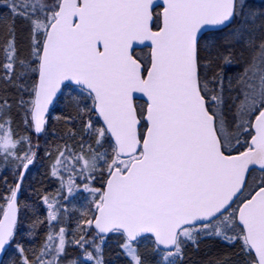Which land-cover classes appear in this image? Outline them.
I'll list each match as a JSON object with an SVG mask.
<instances>
[{
	"label": "snow or ice",
	"instance_id": "1",
	"mask_svg": "<svg viewBox=\"0 0 264 264\" xmlns=\"http://www.w3.org/2000/svg\"><path fill=\"white\" fill-rule=\"evenodd\" d=\"M155 6L162 7L158 30L152 28L154 0L0 2L13 20L22 17L30 22V55L38 62L32 71L39 74L31 100L34 131L43 130L48 105L60 85L71 81L87 89L106 126L86 125L95 133L97 145L109 136L114 140L111 156L105 151L91 158L76 157L83 161L81 176L98 169L108 173L103 190L85 184L99 194L98 214L85 221L94 225L99 243L91 241L94 251L85 247L90 241L84 236L76 243L85 261L103 264L101 245L108 233L118 234L124 238L120 247L129 264H145L133 242L151 234L156 264H176L188 242L195 245L199 238L212 235L229 243L241 241L247 264H264V9H256L249 0H163V5ZM205 26L228 31L218 39L203 32ZM134 45H145L149 51L139 56ZM4 52L3 67L11 73L16 63L14 38ZM246 53L244 71L237 78L243 99L236 106L233 131L222 113L223 84L226 70ZM19 62L22 68H31L24 60ZM6 78L10 80V74ZM134 93L147 97L146 112L142 109L139 115ZM5 105H0V112ZM141 120L146 121L143 134L138 132ZM10 126V118L0 121V152L20 160L16 167L23 171L15 174L22 182L34 153L27 137L12 138ZM241 129L248 133L246 149L233 155V140L240 143ZM21 142L29 144L22 156L9 151ZM60 157L68 158L60 152L57 164L62 163ZM250 166H258L259 177L252 176L256 169ZM246 174L255 183L247 196ZM20 182L5 196L0 251L14 240ZM72 188L70 179L69 193ZM238 193L240 206L228 212ZM48 216L55 220V211ZM64 232L61 227L55 254L48 261L41 259L43 250L30 261L18 247L22 264H64L60 260L66 255ZM53 239L50 234L48 240ZM67 264L77 261L69 259Z\"/></svg>",
	"mask_w": 264,
	"mask_h": 264
},
{
	"label": "trees",
	"instance_id": "2",
	"mask_svg": "<svg viewBox=\"0 0 264 264\" xmlns=\"http://www.w3.org/2000/svg\"><path fill=\"white\" fill-rule=\"evenodd\" d=\"M0 2H6V0H0ZM43 2L50 4L52 0H43ZM154 14L156 18L154 23L155 29L158 26V9L155 10ZM13 38L16 48V63L13 71L7 73V70L3 67L6 62L4 49L8 45V42ZM30 48V22L28 20L25 21L22 17H16L13 20L9 10L5 7H0V105H5L6 102V105L2 108V112H0V121L10 118V127L13 133L12 138L16 140L20 137H27L30 140L32 153H35L34 162L29 169L30 173L26 175L21 186L22 194L20 199L19 220L14 234V240L11 242L6 257V260L8 258L13 260L12 264H22V257L21 253L18 251V247L24 248L23 255L30 261H34V257L39 255L40 248L38 245L45 241V232L43 229L46 226L47 221L40 216V213L44 211L43 194L45 195V191L49 190L51 182L47 177H40L38 175H33L32 178H30V174L41 162H47L44 153L46 151L49 152L54 144L60 146L65 145V149L77 150V147L82 143L80 142L78 131L81 133L84 124V118H79L73 111V108L67 106L69 114L72 113L71 115L74 116V124L63 122L61 124L57 123L56 131L59 136L56 138L53 145L51 144L50 137L47 133L50 126H48V124L45 125L43 134L37 140V150L36 152L34 151L36 141L32 129L30 112L32 107L31 100H33V86L35 84L37 73L36 71H32V68L36 67L37 61L32 59ZM145 53L146 52L144 51L142 55L144 56ZM20 60L30 63L31 68H22L19 62ZM6 74H10V80L6 78ZM21 101L24 103H21ZM91 114L93 115V112H91ZM26 120L27 123L25 122ZM7 127L8 125L5 124V129H7ZM28 148V143L21 142L17 144L15 149H9V151H14L17 155L22 156L28 151ZM5 159L7 160V163H5ZM19 164V159L12 156L5 157L3 153L0 152V166H2L0 172V206H3L0 208V215L6 206L5 196L8 193L9 188L15 187L17 181L15 173L18 170L20 171L16 166ZM105 178L106 176L103 174L102 177L94 179V186H98L99 188L102 187ZM82 236L89 240L88 238L94 237V232L89 228L85 234H82ZM106 240L102 251L103 263L129 264L128 257L120 248H118V244L124 241V238L118 234L112 233L106 237ZM143 240L144 239L140 240L136 244L138 245V243ZM81 243H83V241H81ZM26 245H30L29 247L32 245L33 255H29V247L26 248ZM151 245L153 246V244ZM35 246H37L36 249ZM85 247L90 251V247H87V245ZM42 250L45 252L46 249L44 248L40 251ZM65 252L66 255L62 258L64 262H68L69 259H75L77 256L83 257L82 249L78 244L69 246ZM41 259L47 260V258ZM81 264L88 263L82 261ZM177 264H247V257L242 251L241 241L236 240L233 243H229L220 237L209 235L199 238L195 245L190 242L188 245L184 246L183 259L178 260Z\"/></svg>",
	"mask_w": 264,
	"mask_h": 264
},
{
	"label": "rangeland",
	"instance_id": "3",
	"mask_svg": "<svg viewBox=\"0 0 264 264\" xmlns=\"http://www.w3.org/2000/svg\"><path fill=\"white\" fill-rule=\"evenodd\" d=\"M250 5L255 7L256 9H264V0H249ZM46 4V3H45ZM27 21V20H25ZM228 31V30H227ZM226 32L222 34H217V38L220 39L226 35ZM216 36V35H215ZM137 55L141 56V53H137ZM239 59V57H237ZM237 59V64L233 67L228 68L226 70L225 75L227 79L223 84V97L226 104L224 107H228L226 110L222 105V113L224 118L227 120L229 127L235 131L234 122L236 120V106L240 103V100L243 99L241 89L243 88L242 84L237 83V78L240 77L244 71L245 63L248 59L247 53L241 59ZM38 64V62H36ZM36 64V66H37ZM211 72L208 73L211 76ZM229 81H231V87H229ZM35 85V84H34ZM73 108V111L77 114L79 118H84V124L81 130V133L78 131V135H80V144L77 147V150L73 149H65V145H58L53 143L56 141V138L59 134L56 131V124L70 123L74 124L73 117L69 111L68 107ZM138 113L140 110H145V106L143 103H137ZM93 112V115L91 114ZM255 114V113H254ZM253 114V117H254ZM51 121V122H50ZM89 123L92 124L94 128L102 127L98 118L96 117L93 107L92 101L88 96V92L78 89V88H68L63 93L61 99L57 102L55 107L49 113L46 124L50 126L47 130L48 136L50 137L51 144L53 148L48 152L44 153V156L47 160L46 163L41 162L37 168L30 174V178L33 175H38L40 177H47L51 182V186H49V190L45 191V195L43 194V198L47 197L48 201L45 202L44 199V211L40 213V216L44 220L47 221L46 226L43 231L44 240L41 242L38 247L41 249L45 248V245H49L48 248H45V255L41 258L44 261L51 260L52 256L55 254L54 249L58 245L59 242V229L63 227L65 229L64 238H65V250L69 248V246L77 245V241H80V236L85 234L87 229H91L89 225L85 223V221L93 218L95 214L96 207L95 201L98 199V193H93L85 188V184L89 186V188H98L103 190L102 187L94 186V179L102 177L104 174L106 177L108 176L107 171H100L99 169L92 174L85 172L83 176L80 175V169L83 166V161L77 162L76 157L83 156L85 158L93 157L96 152H107L109 156H111V147L113 146L110 139L107 137L101 145H97L96 143V135L92 132L91 129H88L86 125ZM46 133V135H47ZM240 143H236L235 139L233 140V146L231 148V153L236 151V149L242 148L245 146V137L248 136L247 132H244L241 129L238 132ZM79 143V142H78ZM64 144V143H63ZM69 148V147H68ZM60 152H65V155L68 157L65 159L64 157H60L62 160L61 164H57V158ZM2 170V166H0V172ZM56 172L53 175V172ZM30 173V170L29 172ZM260 173L253 172L252 176L259 177ZM71 179L73 183L72 192L69 193L68 186L69 180ZM249 188L245 190L246 195L255 188V183L250 177L249 180ZM49 203L53 205V208H49ZM50 211H55L56 219L50 220L48 213ZM20 215V214H19ZM224 231H230L229 229H222ZM53 235L54 239L52 241L48 240L49 235ZM93 238L96 239V242L99 243V237L94 233V237L88 238L90 243L87 247H90V251H94V247L91 245V241ZM221 238V237H220ZM106 238L104 239L103 244L101 245L102 251L106 243ZM123 243L120 242L118 244V248L121 249L120 245ZM188 242L186 245H188ZM153 242L146 238L142 242L138 243V245H134L138 247L140 255L144 258L145 264H156L157 257L153 252V246L151 245ZM34 245V244H32ZM32 245H26L25 247H29V255H33ZM185 245V246H186ZM68 246V247H67ZM86 246V245H85ZM24 247V244H23ZM37 246H35V249ZM24 249V248H23ZM34 249V250H35ZM88 249V248H87ZM39 250V255L41 251ZM122 250V249H121ZM123 251V250H122ZM66 253V252H65ZM103 253V252H102ZM34 257V261H36L37 257ZM48 256V257H47ZM2 261L1 264H12L13 260L8 258ZM64 257V256H63ZM63 257H60L62 260ZM130 260V258L128 257ZM77 264H81L82 261H85L83 257L77 256L75 258ZM88 264H93V262L85 261ZM178 262V260H177ZM176 262V264H177ZM67 264V262H64ZM104 264V263H103Z\"/></svg>",
	"mask_w": 264,
	"mask_h": 264
},
{
	"label": "water",
	"instance_id": "4",
	"mask_svg": "<svg viewBox=\"0 0 264 264\" xmlns=\"http://www.w3.org/2000/svg\"><path fill=\"white\" fill-rule=\"evenodd\" d=\"M156 4H159V5H163V0H154V10L155 9H157V8H160V11H159V17H161V14H162V7H156L155 5ZM159 22H160V26H162V17H161V19H159ZM153 23H154V15H153ZM153 23H152V28H153ZM159 26V27H160ZM158 30V29H157ZM215 30H217L214 26H205V29H203L202 31L203 32H209V31H215ZM148 42H146V44H147ZM146 46L145 45H134V50H138V49H142V48H145ZM146 48H149V47H146ZM39 82V74H38V72H37V78H36V84ZM65 85H71V86H77V87H80L81 88V86H79V85H76L74 82H71V81H64L61 85H60V88H59V90L57 91V93H56V95L52 98V102L48 105V107H47V111L44 113V118H45V121H46V117H47V115H48V113L50 112V110H51V108L54 106V104L56 103V101L58 100V98H59V96H60V94H61V92H62V89H63V87L65 86ZM84 90H86L87 91V89H84ZM33 99H34V96H33ZM137 101H142L145 105H146V101H147V97H144L143 96V94L142 93H134L133 94V103H134V105H135V103L137 102ZM146 108V107H145ZM94 112L96 113V115H97V117H98V119H99V121L101 122V124H102V126L103 127H106L105 125H104V123H103V119H102V117H100L99 116V114L94 110ZM145 112H146V109H145ZM30 117H31V113H30ZM145 122V124H146V121H144ZM253 122H254V120H253ZM31 123H32V120H31ZM141 124H142V122H141ZM141 124L140 125H138V132L140 133V131H139V128L141 127ZM44 126H45V124H44ZM32 129H33V132H34V135H35V152H36V150H37V147H38V145H37V140H38V138L42 135V133H43V131H44V127H43V130L39 133V134H37L35 131H34V126H33V124H32ZM109 138L111 139V141H112V143H113V145H114V140L109 136ZM234 155H238V154H234ZM33 161H34V157H33ZM32 164H30L29 166H28V169L30 168V166H31ZM250 167H253V168H255L256 170H259V168H258V166H250ZM28 169L26 170V171H24V176H23V179H24V177H25V175L27 174V172H28ZM20 171H23L22 169L20 170ZM247 178H248V176H247V174H246V180H247ZM23 181V180H22ZM18 182H20V181H18V179H17V182L16 183H18ZM106 183V182H105ZM21 184H22V182H20V188H19V190H18V192H17V209H18V211H17V221H18V215H19V200H20V198H21ZM104 188H105V186H104ZM239 196V193L237 194V197ZM237 197H234V201H235V199L237 198ZM233 204V203H232ZM231 204V205H232ZM6 207H7V205H6ZM6 207H5V209H6ZM231 207V206H230ZM229 207V208H230ZM228 208V209H229ZM228 211V210H227ZM98 213L96 212L95 213V215H97ZM3 219V212H2V214H1V216H0V220H2ZM238 222V221H237ZM17 224V223H16ZM93 227V229L95 230V228H94V225L92 226ZM15 228H16V226H15ZM14 231H15V229H14ZM95 232H96V230H95ZM108 234H110V233H108ZM107 234V235H108ZM100 235H104V234H100ZM146 236H150L151 237V234H144V235H142L141 237H139L138 238V240L140 239V238H142V237H146ZM135 242V241H134ZM10 245V244H9ZM9 245H7L6 246V250L5 251H0V264H1V262H2V260H3V258H4V256H5V254H6V252H7V250H8V248H9Z\"/></svg>",
	"mask_w": 264,
	"mask_h": 264
},
{
	"label": "flooded vegetation",
	"instance_id": "5",
	"mask_svg": "<svg viewBox=\"0 0 264 264\" xmlns=\"http://www.w3.org/2000/svg\"><path fill=\"white\" fill-rule=\"evenodd\" d=\"M226 31H227V29L224 30V32H226ZM224 32H221V31H219V30H216V31L206 32V33H212V34L216 35V37H217V34H222V33H224ZM141 51H142V52H141ZM144 51H146V53H145V55H146V54L148 53L149 50L143 48V49L138 50L137 52L141 53V56H143L142 53H143ZM136 54H137V53H136ZM225 104H226V101H224V103H223V108H225V110H226L228 107H224ZM254 115H255V114H254ZM252 119L254 120V117H253ZM241 149H242V150H245V149H246V145H245L244 147L242 146V148H240V149H236V150H241Z\"/></svg>",
	"mask_w": 264,
	"mask_h": 264
}]
</instances>
